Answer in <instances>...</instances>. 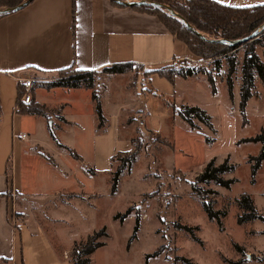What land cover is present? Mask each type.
<instances>
[{
    "label": "rangeland",
    "instance_id": "rangeland-1",
    "mask_svg": "<svg viewBox=\"0 0 264 264\" xmlns=\"http://www.w3.org/2000/svg\"><path fill=\"white\" fill-rule=\"evenodd\" d=\"M254 38L264 44V33ZM261 44L255 45L254 51L264 52ZM245 47L233 52L235 70L228 76L233 84L232 97L226 84L228 65L225 56L220 55L192 54L159 68L167 74L187 66L197 69L184 83L176 84V96L170 95L167 80L166 86L156 85L158 93H152L146 82H153L145 81L148 70L141 65L132 64L126 76L112 79V73L105 70L93 72L90 80H82L91 81L92 88H47L46 83L59 78L57 74L31 73L42 80L29 95L35 99L39 96L41 102L56 108L49 109L48 118L39 119L16 112L17 79L2 71L0 167L11 171L13 164L17 185H23L21 189L29 193L30 202L44 199L40 201L43 206L48 200L61 198L63 187L76 190L77 182L81 183L79 198L49 209L52 217L63 221L43 222L53 239L65 247L101 232L97 240L105 245L91 254L90 264H246L260 254L249 250L253 243L250 234L264 227V219L239 223L243 210L236 201L247 193L257 206L263 202L264 159L253 177L254 159L250 158L258 155L260 147V142L251 138L264 134V87L256 76L254 91L258 94L248 100L243 117L238 103ZM215 60L225 68L224 76L216 74ZM8 65L0 62L2 67ZM207 74L217 87L215 94ZM96 101L105 117L101 125ZM182 105L204 109L211 116L213 129L194 118L193 123L199 128H191L177 113ZM49 132L55 135L54 141ZM132 154L134 158L128 162ZM225 159L233 170L221 176L236 179L229 187L212 180H196L207 163L213 161L218 166ZM109 162L110 169L106 171ZM123 163L116 192L112 193L114 174ZM94 164L100 168L89 176L88 168ZM192 185L204 192L203 199ZM30 202L29 214L35 216L39 209L35 205L30 208ZM204 202L216 212L215 217H208ZM11 211L10 204L9 218ZM136 218L139 225L135 231ZM11 222L18 224L14 217ZM256 239L259 245L264 244V237L259 235Z\"/></svg>",
    "mask_w": 264,
    "mask_h": 264
},
{
    "label": "crops",
    "instance_id": "crops-1",
    "mask_svg": "<svg viewBox=\"0 0 264 264\" xmlns=\"http://www.w3.org/2000/svg\"><path fill=\"white\" fill-rule=\"evenodd\" d=\"M216 1L234 7L264 4V0ZM254 52L264 63L263 50L260 53ZM191 56L187 45L171 33L156 15L131 7L118 6L110 0H32L23 8L0 16V62L5 61L9 64L7 67L0 66V72L5 71L10 77L17 79V91L18 84H22L21 78L32 77L31 73L35 72L55 76L60 70L73 67L77 71L93 73L114 64L131 63L148 70L145 81L148 79L153 82V85L146 82L152 93H158L156 85L166 86L167 80L170 84L168 88L170 95L176 96L178 95L176 84L184 83L189 76L176 74L170 81L156 71L176 60ZM119 75L127 74L115 73L111 79ZM261 84L264 87L262 82ZM33 89L34 87L31 91ZM257 94L256 92V96ZM32 98L33 102L50 110L56 109L41 102L39 96L37 99ZM19 112L34 116L36 119L48 118L24 110ZM59 117L65 119L60 114ZM105 122L107 124V121ZM49 134L54 141L55 135L52 132ZM259 146L260 150L261 143ZM41 150L42 147L38 151L39 154L42 153ZM118 150L123 149L115 151ZM48 158L56 165L52 156L48 154ZM11 166V171L6 167H0V264H76L73 256L71 259L66 258L65 253L72 251L78 241H74L69 247L62 246L53 239L43 221L59 220L52 217L49 209L58 206L59 203L71 204L75 198H79L81 183L77 182L79 187H76V190L63 187L65 196L61 195L58 200L56 198L48 200L43 206L40 203L44 200L42 198L37 199L38 202L29 201V193L21 189L23 185H17L14 165ZM99 168L94 164L88 168L87 174L93 176ZM105 168L109 171L110 162L106 163ZM262 195L263 202L260 206L252 199L256 212L264 217V192ZM28 202L30 208L35 205L39 209L35 216L29 214L32 209L29 210ZM10 204L11 221L14 217L18 223L15 225L8 220ZM259 235L264 237V227L254 229L250 234L253 243L249 250L256 255L259 252L260 254L246 264H264V244L259 245L256 242ZM103 243L98 248L103 247L105 242ZM92 253L87 255L89 260L85 264H90Z\"/></svg>",
    "mask_w": 264,
    "mask_h": 264
},
{
    "label": "trees",
    "instance_id": "trees-1",
    "mask_svg": "<svg viewBox=\"0 0 264 264\" xmlns=\"http://www.w3.org/2000/svg\"><path fill=\"white\" fill-rule=\"evenodd\" d=\"M24 0H0V9L10 6H15ZM113 4L119 5L112 0ZM126 1H137V0H126ZM169 6L173 11H175L180 17L171 15L165 8H158L151 5H139L132 6L131 8L138 9L153 15H156L164 26L173 33L178 39L182 40L187 47L189 48L192 54L201 57H213V56H225L227 65H228V74L226 78L227 91L229 97H232L233 84L231 79L228 78L229 73L234 72L236 65V58L233 52L237 50L240 46H246L244 49L242 68H241V86H240V99H239V111L244 117L246 102L249 98L256 96L254 91L255 83L254 79L257 76L260 81L264 84V63L260 61L259 57L254 52V47L259 43L258 38L251 39L243 43H216L211 42L205 39L200 38L195 33L190 31L185 22L192 25V27L197 30L199 33H202L207 39H225L229 41L240 40L241 38L249 35L255 29L259 28L260 25L264 22V4H258L253 6L245 7H234L226 4H222L216 0H152ZM9 13V12H7ZM4 13V14H7ZM4 14H0L4 15ZM264 33L262 29L259 34ZM264 46V44H261ZM216 67L221 66L219 60H215ZM131 63L125 64H114L110 67L104 68L105 71L115 74V73H126L130 70ZM160 75L166 77L168 80L172 81L173 77L177 75L182 76H191L192 73L189 69H179L177 71L171 72L169 74L163 72L161 69L157 70ZM59 74V75H58ZM57 74L59 77L57 80L46 83L47 88L51 87H65V88H75V87H87L92 88V82L87 81L83 83L82 80L89 79L92 75L91 72L84 73L82 71H77L73 67H68L60 70ZM212 93L216 92L215 84L212 77L206 75ZM90 80V79H89ZM25 88L22 84H18V97L16 102V111H27L35 114H42L48 116L49 109L43 105L33 102L31 97L30 102L22 103L20 102V97L24 93ZM24 106V108H23ZM96 112L99 115L100 125L104 119L102 115V110L100 103L96 101ZM178 115L182 120L189 124L191 128L198 129L199 126L193 123V118L198 120L203 125L207 126L209 129H213L211 123V116L207 112L200 108L199 106H190L182 105L177 110ZM245 120V118H243ZM251 141H257L261 143V148L259 153L254 159L252 165V176L254 177L257 169L260 166L261 161L264 159V134H258L257 136L251 138ZM62 146V145H61ZM71 155L77 160L82 161L81 157L75 153L71 152ZM133 154L127 158V161L130 162L133 160ZM124 162V161H123ZM124 167V163L117 168L114 177H113V187L112 193L116 191V183L121 169ZM233 170V167L228 164L227 159L224 160L220 165H214L213 161H210L205 166L204 170L197 176L198 182H204L212 180L218 185L223 187H229L231 183H234L236 179H225L221 174ZM192 189L196 191L201 198H204V192L197 188L195 185H192ZM238 206L243 210L242 215L238 217V222L242 223L247 220L252 219H264L263 216L256 212L254 207L252 197L243 193L237 199ZM204 209L208 214V217L212 218L216 216V212H213L210 206L207 203H203ZM128 211L121 217V220L128 215ZM117 217V215L115 216ZM8 220L11 221L8 214ZM139 225L138 218H136L135 231ZM103 234V233H102ZM101 235V232H95L89 235L86 241L75 245L72 250L73 259L76 264H85L88 262L87 255L92 253L95 249L102 246L104 243L98 241V237ZM133 234L132 237H134ZM86 256V257H84ZM148 256V255H147Z\"/></svg>",
    "mask_w": 264,
    "mask_h": 264
},
{
    "label": "water",
    "instance_id": "water-1",
    "mask_svg": "<svg viewBox=\"0 0 264 264\" xmlns=\"http://www.w3.org/2000/svg\"><path fill=\"white\" fill-rule=\"evenodd\" d=\"M31 1L32 0H24L23 2L15 5V6L1 8L0 14L19 10V9L23 8L24 6H26L28 3H30ZM112 1L119 4V5H122L124 7H132V6H139V5H151V6H155L158 8H165L171 15L181 18L180 15H178L175 11H173L169 6L162 4V3H159V2L152 1V0H137V1H133V2L126 1V0H112ZM185 25L190 31H192L193 33H195L197 36H199L202 39H205V40H208L211 42H216V43H231V44L247 42V41L253 39L254 37H256L258 35V33L262 29H264V22H263L259 28L255 29L249 35L241 38L240 40L229 41V40H225V39H207L202 33H199L197 30H195L192 27V25H190L189 23L185 22Z\"/></svg>",
    "mask_w": 264,
    "mask_h": 264
},
{
    "label": "built area",
    "instance_id": "built-area-1",
    "mask_svg": "<svg viewBox=\"0 0 264 264\" xmlns=\"http://www.w3.org/2000/svg\"><path fill=\"white\" fill-rule=\"evenodd\" d=\"M211 59V58H210ZM179 60H183V59H179ZM177 60V61H179ZM191 61H196L195 59H190ZM205 61V60H204ZM200 65V64H198ZM205 69H207L210 72V69L207 66H203ZM217 68V67H216ZM185 70L189 69L192 73V75H195L198 71L195 67L193 66H187L186 68H184ZM218 70V71H217ZM220 74V76H224V74H226V70L223 67H218L216 69V74ZM214 71H213V77H214ZM227 75V74H226ZM42 79L36 78V77H28V78H21L22 81V85L25 88L24 93L22 94V96L20 97V102L22 103H28L31 100V96L29 95V92L32 90V88L35 86V84L37 82H40ZM22 136H24V134H22ZM65 257L66 258H71L72 257V251L70 252V255H68V253H65ZM75 261H77V259H74Z\"/></svg>",
    "mask_w": 264,
    "mask_h": 264
}]
</instances>
